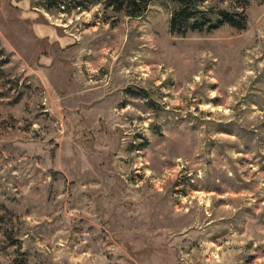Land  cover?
<instances>
[{"label": "rangeland", "instance_id": "obj_1", "mask_svg": "<svg viewBox=\"0 0 264 264\" xmlns=\"http://www.w3.org/2000/svg\"><path fill=\"white\" fill-rule=\"evenodd\" d=\"M199 7L0 0V264H264V0Z\"/></svg>", "mask_w": 264, "mask_h": 264}, {"label": "trees", "instance_id": "obj_2", "mask_svg": "<svg viewBox=\"0 0 264 264\" xmlns=\"http://www.w3.org/2000/svg\"><path fill=\"white\" fill-rule=\"evenodd\" d=\"M153 0H97L116 11L125 10L127 16H141L148 4ZM176 5L169 20V33L177 37H185L189 32H211L227 24L236 30H243L246 19L241 13L232 14L217 11L216 20L211 18V11L199 7L204 0H167ZM243 5L247 0H241ZM135 14V15H134Z\"/></svg>", "mask_w": 264, "mask_h": 264}]
</instances>
